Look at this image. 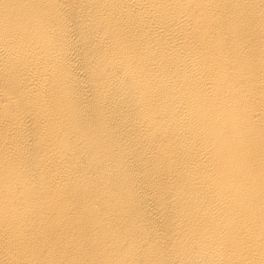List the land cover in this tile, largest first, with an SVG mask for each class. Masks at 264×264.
Listing matches in <instances>:
<instances>
[{
	"label": "bare ground",
	"instance_id": "bare-ground-1",
	"mask_svg": "<svg viewBox=\"0 0 264 264\" xmlns=\"http://www.w3.org/2000/svg\"><path fill=\"white\" fill-rule=\"evenodd\" d=\"M0 264H264V0H0Z\"/></svg>",
	"mask_w": 264,
	"mask_h": 264
}]
</instances>
